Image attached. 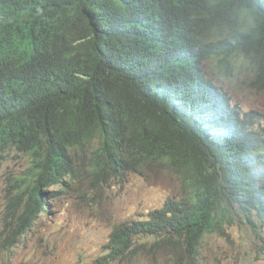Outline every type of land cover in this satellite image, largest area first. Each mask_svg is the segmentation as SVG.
<instances>
[{
	"label": "trees",
	"instance_id": "16d2710c",
	"mask_svg": "<svg viewBox=\"0 0 264 264\" xmlns=\"http://www.w3.org/2000/svg\"><path fill=\"white\" fill-rule=\"evenodd\" d=\"M206 65L264 91V0H0V155L29 159L3 247L31 230L54 187L150 167L177 175L182 196L117 224L94 264L159 252L200 264L205 239L241 217L264 233L260 118Z\"/></svg>",
	"mask_w": 264,
	"mask_h": 264
},
{
	"label": "rangeland",
	"instance_id": "374dc122",
	"mask_svg": "<svg viewBox=\"0 0 264 264\" xmlns=\"http://www.w3.org/2000/svg\"><path fill=\"white\" fill-rule=\"evenodd\" d=\"M205 69L234 104L256 113L264 132V91L254 90L247 75L220 72L211 65ZM28 165L29 159L16 152L0 155V264H94L105 254L117 224L145 220L183 193L180 178L164 167L146 168L142 174H129L125 181L110 185L93 183L83 173L64 187H54L58 192L48 201L47 212L40 214L30 231L16 237L11 247L4 248V232L15 227V221L7 217L9 198ZM237 220L226 235L205 239L200 264H264L263 231L244 217ZM168 258L159 252L155 259L141 256L132 264H167Z\"/></svg>",
	"mask_w": 264,
	"mask_h": 264
},
{
	"label": "clouds",
	"instance_id": "9594fccd",
	"mask_svg": "<svg viewBox=\"0 0 264 264\" xmlns=\"http://www.w3.org/2000/svg\"><path fill=\"white\" fill-rule=\"evenodd\" d=\"M47 212V211H46Z\"/></svg>",
	"mask_w": 264,
	"mask_h": 264
}]
</instances>
